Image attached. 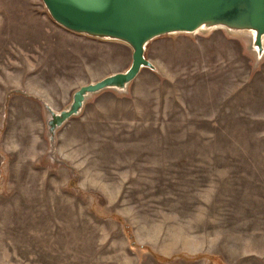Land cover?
Listing matches in <instances>:
<instances>
[{
    "label": "rangeland",
    "instance_id": "374dc122",
    "mask_svg": "<svg viewBox=\"0 0 264 264\" xmlns=\"http://www.w3.org/2000/svg\"><path fill=\"white\" fill-rule=\"evenodd\" d=\"M146 54L159 72L87 103L54 161L27 93L60 110L131 48L63 28L42 0H0V264H264V59L252 70L245 41L220 28Z\"/></svg>",
    "mask_w": 264,
    "mask_h": 264
},
{
    "label": "water",
    "instance_id": "95a60500",
    "mask_svg": "<svg viewBox=\"0 0 264 264\" xmlns=\"http://www.w3.org/2000/svg\"><path fill=\"white\" fill-rule=\"evenodd\" d=\"M53 20L79 35L118 41L131 48V60L123 70H115L74 88L60 110L45 97L27 93L40 101L50 147L57 156V132L71 118L83 115L87 103L110 91L128 96L130 86L143 68L158 73L147 56L148 45L163 36L206 34L223 29L240 37L254 53L252 70L264 59V0H42Z\"/></svg>",
    "mask_w": 264,
    "mask_h": 264
},
{
    "label": "trees",
    "instance_id": "16d2710c",
    "mask_svg": "<svg viewBox=\"0 0 264 264\" xmlns=\"http://www.w3.org/2000/svg\"><path fill=\"white\" fill-rule=\"evenodd\" d=\"M113 216L122 223L124 232H125L128 240H129V245L131 247L140 246L139 243H137V241L135 240L136 238L133 234L132 225L128 222L123 221L121 216L118 214H115ZM197 257H207V259H210V261H212L213 263H216V264H227L222 256L216 255V254L208 255V254L198 253ZM157 258L158 259L160 258V259L166 261V260H169L170 257H166L164 255H158Z\"/></svg>",
    "mask_w": 264,
    "mask_h": 264
}]
</instances>
